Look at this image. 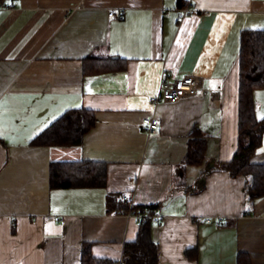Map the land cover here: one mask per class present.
<instances>
[{
    "label": "crops",
    "instance_id": "crops-1",
    "mask_svg": "<svg viewBox=\"0 0 264 264\" xmlns=\"http://www.w3.org/2000/svg\"><path fill=\"white\" fill-rule=\"evenodd\" d=\"M255 29L264 0H2L0 264H82L85 244L121 264L141 223L109 211V194L158 206L159 264H264V196L210 171L238 148L241 36ZM164 74L198 75L203 90L154 104ZM254 102L264 118V88ZM78 108L96 116L80 145L33 143ZM192 137L206 141L201 164H184ZM53 161L106 164V185L52 188ZM252 162L264 164V136Z\"/></svg>",
    "mask_w": 264,
    "mask_h": 264
},
{
    "label": "trees",
    "instance_id": "trees-1",
    "mask_svg": "<svg viewBox=\"0 0 264 264\" xmlns=\"http://www.w3.org/2000/svg\"><path fill=\"white\" fill-rule=\"evenodd\" d=\"M92 59L94 57L88 58ZM262 88H264V30H245L240 45L238 148L231 160L215 162L210 171L226 170L233 177L243 175L246 178V193L250 201L264 196V164L252 162L253 156L262 146L264 136V118L257 116L254 102L255 90ZM95 122L94 110L69 109L40 133L33 143L58 147L78 146ZM205 151L206 141L200 137H192L188 142L184 164H201L205 158ZM106 179L107 167L103 163L53 161L51 164L52 188L105 186ZM107 205L109 211L145 213V216L139 219L141 230L138 239L125 245L121 264H159V247L152 240L149 229L150 224L156 220L154 215L158 206H134L123 196L115 194L108 195ZM82 264L120 263L94 257L90 244H85Z\"/></svg>",
    "mask_w": 264,
    "mask_h": 264
},
{
    "label": "built area",
    "instance_id": "built-area-1",
    "mask_svg": "<svg viewBox=\"0 0 264 264\" xmlns=\"http://www.w3.org/2000/svg\"><path fill=\"white\" fill-rule=\"evenodd\" d=\"M180 10L182 14H187L192 11V4L190 2H184ZM110 15L122 17L120 13L116 14L113 10L110 11ZM201 90H203V81L198 75L186 74L180 77L170 78L167 74H164L158 93L152 95L150 101L154 104L173 103L186 97L196 96ZM211 94L215 101L220 99L219 91H212ZM142 122L149 134H155L160 126V121L155 115L144 117ZM129 213L139 219L145 216V213H134L132 211ZM154 216L158 217L159 214L155 213Z\"/></svg>",
    "mask_w": 264,
    "mask_h": 264
},
{
    "label": "snow or ice",
    "instance_id": "snow-or-ice-1",
    "mask_svg": "<svg viewBox=\"0 0 264 264\" xmlns=\"http://www.w3.org/2000/svg\"><path fill=\"white\" fill-rule=\"evenodd\" d=\"M8 2H11V0H8Z\"/></svg>",
    "mask_w": 264,
    "mask_h": 264
}]
</instances>
